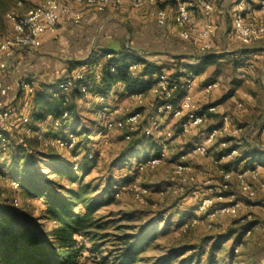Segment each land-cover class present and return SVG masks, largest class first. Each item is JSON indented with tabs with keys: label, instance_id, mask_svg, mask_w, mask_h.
<instances>
[{
	"label": "rangeland",
	"instance_id": "rangeland-1",
	"mask_svg": "<svg viewBox=\"0 0 264 264\" xmlns=\"http://www.w3.org/2000/svg\"><path fill=\"white\" fill-rule=\"evenodd\" d=\"M0 2H2L0 6V31H5V7L13 5V0H0ZM227 30H231V21L228 18L223 26L222 34L227 36L229 34V32H226ZM218 44L223 46L222 41ZM225 45L228 50L246 47L257 50L258 53L256 56L251 55L248 61H245V68L236 69L234 64L228 60L207 67L206 71L197 79V96L194 98V103L197 110H206L209 106H216V112L191 134L177 140H171L169 144L171 142L173 144L168 147L165 162L155 169L138 172L134 163L138 157L139 159H143L145 156L149 157L157 147L159 148L160 139L157 135L146 138L144 145L137 150L138 156L133 158L131 164L127 162V164L117 165L119 156L129 144L124 140L122 132L107 130L104 138L95 133L90 135L87 140L84 131H82L83 127L96 128L98 125L103 126L101 109H98L100 108L99 105L90 101L91 98L76 103V112L80 119L79 122H73L72 124H76L74 128L80 135L78 138L83 140V147L94 155L97 154L84 182H91L92 185H96L104 183L111 176L116 178L130 176L132 181L156 189V193L144 205L138 204L130 193H125L120 198H116L113 204L99 209L96 218L101 219L102 222L111 220L109 221L111 223L104 230L97 229L93 232H97L99 236L107 234L109 237L105 242L102 239L96 241L103 245L99 254H92L89 251L91 243L85 238H79L80 243L85 245L79 264H117L114 260L118 256L120 243L116 235L136 232L138 225L157 218L159 213H162L164 218L160 228L164 223H169V229L161 233L154 243L148 245L136 264H153L172 248H178L182 245L197 246V250L202 251L200 264H208L207 256L214 241L204 242V239L227 233L229 230H234L235 233L215 253L214 264H264V211L262 210L264 208V189L261 188L264 176H261L259 180L251 181L256 191V197L250 200L240 190L235 180L229 184L227 191H224L221 186L223 183L220 174L223 167L231 164L238 156L243 155L245 149L243 138L264 144V138L255 135L260 129V124L264 121V39L249 45L226 41ZM207 81L209 82L207 84L217 83V87L210 93L203 90ZM231 93L232 96H229ZM151 100L152 97H149L147 106H150ZM104 103L107 114L112 117L121 118L130 110L127 107L125 98L122 96L116 99L109 98ZM144 110L146 108L142 109V111ZM225 116L229 118L230 127L244 129L243 134L227 145V147L233 144L238 146V154L217 161L216 154L227 147L218 146V140L213 141L209 144L208 156L196 157L189 161V164L194 168L196 182L188 187L186 197L177 198L166 193L161 194L162 191L176 184L173 176V166L180 155L189 150L194 142L205 140L210 130L222 124ZM159 122L163 131L171 130L176 134L173 128L178 122L177 120L167 115L162 117ZM35 125L40 129V137L38 143L33 141L30 144V153H28L30 159L34 160V155L37 153L53 151L61 154L65 159H69L70 162L82 160V158H72L69 153L50 144V138L45 135V132L50 128V121L46 124L38 125L36 123ZM243 166L244 163L238 169H243ZM22 167L23 163L17 168L19 172ZM230 167L237 168V165ZM13 168L9 158L0 159V206L13 216L19 226L31 228L42 242H47L51 239L44 236L56 224L44 219V207L41 200L24 198L21 187L15 188L12 185L13 179L10 173ZM42 171L45 172L46 170L42 169ZM52 178L56 182L58 181L56 177ZM224 193L227 194V197L220 201V204H240L236 216L225 215L208 219L204 216L199 218L196 212L194 213L203 198H214ZM15 200L17 203H15ZM78 210L83 209L79 207ZM182 214L183 216L191 214V216L183 222ZM127 215L133 216V219H123ZM194 218L197 220L195 223L192 221ZM186 222H188L187 225H185ZM249 223L253 224L254 228L250 235H243L242 228ZM238 238L239 241L236 242Z\"/></svg>",
	"mask_w": 264,
	"mask_h": 264
},
{
	"label": "trees",
	"instance_id": "trees-1",
	"mask_svg": "<svg viewBox=\"0 0 264 264\" xmlns=\"http://www.w3.org/2000/svg\"><path fill=\"white\" fill-rule=\"evenodd\" d=\"M196 51L198 52L197 49ZM197 52L194 55L173 57L174 61L171 66L157 65L127 51L113 54L114 57L103 64L102 79L98 90L93 92L92 95L107 96L110 90L115 87H118L122 96L147 92L154 83L153 76L155 74L167 73L171 79L181 81V78L203 74L208 66L220 63L222 60L230 61L236 69L245 68V61L251 55L258 53L257 50L248 48L238 49L234 52H226L224 48L207 53L199 54L198 52L197 54ZM92 63V58L90 57L87 60L88 67ZM131 63H138L141 66L136 75H132L129 71ZM71 67L74 68L76 66L73 64ZM112 67L115 68L114 71H112ZM86 79H93L92 71H87ZM64 80L52 84H43L41 89L35 91L30 97L18 96L16 102L22 100L20 111L31 116L30 126L32 134L24 136V141L19 143L18 136L22 133L19 128L12 132L5 131L10 140L9 144L6 146L0 145V159L6 157L11 160V167H14L10 173L11 177L13 181L19 183L24 198L41 200L44 207V219L54 222L56 226L44 236L51 240L42 242L36 232H33L31 228L19 226L13 216L0 206V264H79L82 251L85 249V245L80 243L79 238H85L91 243L89 251L92 254L101 253L103 245L96 241L102 239L105 242L109 236L107 234L99 236L97 232L93 231L97 229L104 230L111 223L109 222L111 220L102 222L101 219L96 218L97 211L115 202L113 186L116 183H130L132 181L130 176H120L119 178L111 176L102 184L92 185L91 182L85 183L84 179L89 173L97 154L94 155L87 148H84L83 140L80 138H78L79 140L73 150H64L72 158H82L79 162H70L69 159H65L61 154L53 151L37 153L34 155V160L29 158L30 144L33 141L38 143V137L40 136V129L35 125L36 123L38 125L46 124L50 120L61 118L63 113L68 112L69 119L63 122V127L59 130H53L50 125L45 135L47 138L66 136L68 133L80 136L74 128L76 124L72 123L79 122L80 119L76 112V103L86 98L78 91H73L68 96L69 101H65V97L58 89L60 82ZM122 85L124 89L121 88ZM185 93L186 88L181 82V89L174 103L177 104ZM229 96H232V93ZM151 101L155 102L153 98ZM98 109H101L100 113L104 111V107ZM139 110H142V108ZM213 115L209 114V117ZM181 123L179 121L177 124L176 134L181 131ZM259 127V130L264 128V121ZM82 131H84L85 138L88 140V137L95 133L100 134V137L104 138L107 129L104 125H98L96 128L84 126ZM146 138L150 137L135 134L119 156L117 165L121 163L127 164V162L131 164L133 158L138 156L137 150L144 145ZM235 138L237 137L226 138L225 141L230 143ZM218 141L220 144L221 139ZM243 144L245 146L243 155L238 156L236 160L224 168L244 163L243 169H246L253 167L257 163H264V144L259 141L247 140L246 138H243ZM234 149L237 150L238 146L233 144L222 149L216 154L217 159L228 155ZM159 152L160 146L155 149L152 155H158ZM90 156L92 157L90 158ZM145 158L147 157L145 156ZM140 160L142 159L138 157L134 163L135 166ZM21 163H23V167L19 172L17 168ZM42 169L46 171L43 172ZM52 177H56L58 181L56 182ZM186 195L187 192L177 198L186 197ZM223 195L226 196L227 194L224 193ZM79 207L83 210H78ZM195 212L196 209L194 210ZM162 215V213H159L157 218L138 225L136 232L116 235L120 243V249L114 262L117 264H136L148 245L154 243L161 233L168 231L169 223H164L162 228H160V224L164 222ZM190 216L191 214L188 216H183L182 214V221L184 222ZM123 219L132 220L133 216L127 215ZM253 227L254 225L251 223L243 226V235H246ZM234 233V230H229L227 233L204 239V242L214 241L207 256L208 264H214L215 253L221 249ZM238 241L239 238L236 242ZM197 249L198 247L193 245H182L178 248H172L153 264H200L202 251ZM188 253L191 254L188 255Z\"/></svg>",
	"mask_w": 264,
	"mask_h": 264
},
{
	"label": "built area",
	"instance_id": "built-area-1",
	"mask_svg": "<svg viewBox=\"0 0 264 264\" xmlns=\"http://www.w3.org/2000/svg\"><path fill=\"white\" fill-rule=\"evenodd\" d=\"M18 6L23 5L22 0H15ZM165 0H38V3L29 8L26 13L19 16L15 13H8L7 19L11 24L9 35L0 32V145L9 144V138L5 131H16L17 128L22 132L18 136V142L24 141V136L32 134L31 116L20 111V106L16 103L19 97H30L35 92V82L22 80L18 82L16 94L11 97L13 87L5 83L2 79L8 70V66L3 60L5 55L11 54L18 49L33 51L41 44V37L49 32L56 36L59 21L64 18L73 24H81L85 15L90 10L104 12L108 7L128 6L132 11H138L144 7H152V12L156 23L162 27H169L177 31L178 36L196 48L201 53H207L214 49V38L216 36V27L212 21V15L215 10L212 0H177L176 12L172 20L169 21V13L162 5ZM202 15L203 24L196 27V16ZM232 39L234 42L242 45L257 43L264 39V0H257L256 12H249L246 3L241 0L231 17ZM114 55L108 53L105 56V62L112 59ZM104 62V63H105ZM102 61H94L87 69L93 72V79H86V71L73 74L64 81L60 82L58 89L69 101L68 96L73 91H78L86 99L91 98L93 92L98 90L102 79ZM140 64L131 63L129 71L136 75L140 69ZM115 68L112 67V71ZM154 83L147 92H139L126 96V103L129 111L121 117L116 118L101 112L103 125L108 131H120L126 142H130L135 134H141L146 137H157L159 140L160 152L158 155H151L137 162L138 172H144L149 169H155L162 165L167 158V150L171 140L181 138L191 134L200 127L209 117V114L216 112V106H209L206 110H197L194 103L192 89L196 86V77H186L181 81L173 80L169 74L161 73L153 76ZM182 85L186 88V93L174 103ZM216 86L207 84L204 88L206 93H210ZM124 89V86H121ZM152 97L155 102L147 106L148 98ZM98 101L104 103L108 96L97 95ZM146 110L142 111L139 109ZM171 116L175 120L181 121V131L174 134L171 130L163 131L160 120L164 116ZM69 119V113L65 112L59 119L50 120L53 130H59L63 127V122ZM243 128H233L229 126V118L224 117L222 125L209 131L204 143L192 146L186 152L180 155L173 166V176L176 184L161 192L172 197H179L185 194L188 187L196 182L194 168L189 161L196 157H206L209 154V144L215 140H220V147H227L226 138L238 137L243 134ZM40 137V136H39ZM38 137V138H39ZM78 141V136L74 133H68L66 136L50 138V144L58 149L71 151ZM238 154V150H232L228 155L222 156L217 161L224 158H231ZM92 156H90L91 158ZM222 188L227 191L229 184L235 180L240 190L248 196L250 200L256 197V191L251 181L259 180L264 176V163H257L253 167L238 169L229 167L221 169ZM208 183V182H206ZM12 185L17 188L19 183L12 181ZM264 189V182L261 183ZM115 198H120L125 193H130L133 199L141 205L147 203L156 189L139 184L135 181L130 183H116L113 186ZM227 196L219 194L214 198H203L197 206L196 215L213 219L218 216H236L239 212V203L220 204V201ZM15 203L17 201L15 200ZM264 211V208L262 209ZM193 223L197 220L194 218ZM188 222L185 223L187 225ZM210 228V226H209ZM254 228V227H253ZM252 228V229H253ZM249 230L246 235H250Z\"/></svg>",
	"mask_w": 264,
	"mask_h": 264
},
{
	"label": "crops",
	"instance_id": "crops-1",
	"mask_svg": "<svg viewBox=\"0 0 264 264\" xmlns=\"http://www.w3.org/2000/svg\"><path fill=\"white\" fill-rule=\"evenodd\" d=\"M22 1V6H18L15 0H13V5L5 7L6 28L5 31L0 32L6 35L10 34L11 24L6 17L8 13L12 12L22 16L29 8L34 7L38 3V0ZM240 1H212L215 2L212 21L216 27L215 47L213 50L224 48L226 52H234L238 49L246 48L241 47L228 50L225 45L226 41L238 43L233 41L230 30L226 31L229 32L227 36L222 34L226 19L228 18L231 21L232 13ZM160 6L168 11L170 25H172L177 0H165ZM246 8L249 12H256L257 0H247ZM154 10L155 8L152 7H144L138 11H132L128 6L118 8L108 7L104 12L90 10L86 13L82 23L78 25L62 18L58 23L56 36L49 32L44 33L41 37V44L37 49L33 51L18 49L11 54L5 55L3 60L7 64L8 70L2 79L13 87L10 96L13 97L16 94L18 82L22 80L34 81L35 91H37L41 89L43 84H52L64 80L77 72L86 71L88 68L87 60L90 57L92 58V62L102 61L104 63L106 54H117L127 51L157 65L171 66L174 61L173 57L175 56L194 55L197 52L196 49L190 42L179 38L177 31L169 27L159 26L156 23L152 15ZM202 24V15L198 13L195 26L198 28ZM220 41L223 42V46H219L218 43ZM73 64L76 67L72 68ZM201 75L195 76L196 81ZM207 83L209 82L207 81L205 86ZM213 84L217 87V83L214 82ZM192 93L195 98L197 96L196 86L192 89ZM107 96V99H116L122 96V94L118 87H115L110 90ZM122 97L126 100L125 95ZM90 101L99 105L100 108L104 107L105 104L100 103L97 96H92ZM16 103L21 107L22 100H18ZM23 110L25 111V109ZM104 111L107 112L106 107H104ZM178 122H175L176 124L173 128L175 132ZM255 135L256 137L264 138V128L257 131ZM205 140H198L192 146L202 144ZM171 144L173 142L169 145L171 146Z\"/></svg>",
	"mask_w": 264,
	"mask_h": 264
}]
</instances>
